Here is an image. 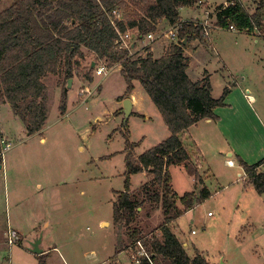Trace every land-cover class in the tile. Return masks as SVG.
Wrapping results in <instances>:
<instances>
[{
  "label": "rangeland",
  "instance_id": "374dc122",
  "mask_svg": "<svg viewBox=\"0 0 264 264\" xmlns=\"http://www.w3.org/2000/svg\"><path fill=\"white\" fill-rule=\"evenodd\" d=\"M10 2L0 0V13ZM239 2L249 15L254 14L255 0ZM197 3L179 9V21L173 24L199 21L210 27L207 36L202 32L203 41L183 46L187 75L207 83L214 100L226 88L228 93L223 107L214 111L220 115L217 128L200 124L190 134L204 160L201 169L197 161L194 167L209 197L169 228L187 244L190 257L197 252L211 264H264V193L258 195L247 184L238 164V159L249 166L261 163L257 172L264 175V12L260 29L232 33L216 28L215 14H205L212 8ZM171 26L163 21L159 33ZM178 43L161 40L153 45L152 55L158 58ZM80 53L70 88L63 72L43 80L47 119L40 134L27 137L9 105L0 104V264H38L36 256L25 250L38 236L47 250L46 264L115 260L125 264L119 253L108 259L116 238L112 226L100 223H111L115 194L124 191L127 152L141 155L169 133L138 83L130 93L137 106L123 126L122 102L131 96L126 95L119 68L113 66L98 77L94 72L102 63L84 48ZM92 63H96L93 69ZM64 97L65 113L60 115ZM227 152L233 153L232 167L226 165L231 160ZM169 172L178 196L193 191L194 179L183 168L172 167ZM128 179L131 192L148 180L146 174ZM162 222L161 210L154 208L137 226L150 237L158 235L156 227ZM129 249L124 252L126 262Z\"/></svg>",
  "mask_w": 264,
  "mask_h": 264
},
{
  "label": "trees",
  "instance_id": "16d2710c",
  "mask_svg": "<svg viewBox=\"0 0 264 264\" xmlns=\"http://www.w3.org/2000/svg\"><path fill=\"white\" fill-rule=\"evenodd\" d=\"M10 1L9 7L0 13V104L7 103L24 125L27 136H32L43 130L47 119L43 80L61 72L65 79L72 78L73 66H79L76 58H82V48L105 68L118 66L126 84V95L138 83L160 114L169 135L139 156L127 152L124 191L116 193L112 202L113 226L124 233L125 249L134 248L140 242L154 264H210L197 252L190 257L169 227L209 197L180 135L200 121L216 120L214 110L223 107L228 89L220 99L214 100L207 83L193 82L188 77L183 41L188 44L203 41L202 29L191 23L180 24L179 43L171 44L158 58H153L149 49L144 55L129 57L127 50L116 47L118 33L130 30L140 40L156 33L163 21L169 25L178 22L179 9L193 5L196 0ZM255 2L253 15L240 3L217 13V26L226 30L232 25L249 34L260 29L264 0ZM114 10L123 13L120 20H115V27L110 23ZM65 108L64 97L58 108L60 115L65 113ZM130 148L127 146V150ZM238 163L247 184L258 195L263 194L264 175L257 172L261 163L254 166L240 160ZM171 167H181L193 177L195 191L178 197L171 187ZM143 173L148 180L130 192L128 177ZM139 208L147 213L154 208L161 210L163 223L157 229L158 235L143 236L137 226ZM36 258L38 264H46L45 255Z\"/></svg>",
  "mask_w": 264,
  "mask_h": 264
},
{
  "label": "built area",
  "instance_id": "2783aa9c",
  "mask_svg": "<svg viewBox=\"0 0 264 264\" xmlns=\"http://www.w3.org/2000/svg\"><path fill=\"white\" fill-rule=\"evenodd\" d=\"M197 5L199 7L204 6L206 9L212 8L211 11L206 10L205 14L206 17L209 15L208 13L213 12L215 14V27L220 29L219 26H217V20H216V14L224 11L225 9L232 8L236 3H240L239 0H197ZM213 1H219V3H213ZM113 18H111V25L115 27V20H120L121 14L118 10H114L112 12ZM191 23L194 27H199L202 29V32L204 33V36L208 35V29L210 28L208 25L203 24L199 21H191L188 22ZM180 24L172 25L165 33H153L143 36L140 40H137L135 37L133 31H126L125 33H118L117 34V40H116V47L119 50H127L128 56L133 57V55L140 56L144 55L146 49H151L152 45L161 41V40H170L171 42L178 41V31L180 29ZM183 24V23H182ZM226 31L236 33V32H246L247 31H238L234 26L230 25L227 27ZM107 68H105L104 64H101V66L96 67L95 69V75L100 77L104 74ZM110 69V68H109ZM230 164V163H229ZM245 176V175H244ZM208 216H211L210 214ZM193 233V232H192ZM11 244V242H10ZM130 258L129 263L130 264H154L151 260L150 255L147 253V251L144 249L142 244L140 242L136 243V246L134 248H130ZM105 264V263H104ZM108 264H120L118 260H115L113 262H110Z\"/></svg>",
  "mask_w": 264,
  "mask_h": 264
},
{
  "label": "crops",
  "instance_id": "0c3cea01",
  "mask_svg": "<svg viewBox=\"0 0 264 264\" xmlns=\"http://www.w3.org/2000/svg\"><path fill=\"white\" fill-rule=\"evenodd\" d=\"M213 3H216V2H213ZM158 29V28H157ZM159 32V30H157V33ZM164 41V40H163ZM158 43V42H157ZM156 44V43H155ZM155 44H153V45H155ZM153 45H152V47H153ZM151 47V49H150V51H151V53L153 52V48ZM163 54V53H162ZM153 58H156V57H154L153 56ZM118 67V66H117ZM95 68V67H94ZM119 68V67H118ZM120 70V69H119ZM188 70V69H187ZM193 82H195V81H193ZM198 82V81H197ZM144 92V91H143ZM245 94H248V92L246 91L245 92ZM131 96V95H130ZM147 96V95H146ZM130 101H131V105H132V109H134L136 106H137V99H136V97L135 96H131L130 98H128ZM149 99V98H148ZM221 108V107H220ZM132 109H131V111H132ZM218 109V108H217ZM215 111V110H214ZM14 116V115H13ZM215 117H216V120H218L217 122H216V120H203V121H200V122H198V124H196V126H193V127H191V128H189L186 132H184V133H182L181 135H180V138H181V141H182V144H183V147L185 148V150L187 151V153L189 154V156H190V158H191V160H192V162L193 163H195L196 161H197V163H198V167L197 168H199V169H201V161H203L204 162V160H203V158H202V156H201V152L198 150V148H196V147H198V145L193 141V138H191L190 137V134H191V132L193 131V130H196L198 127H199V125L200 124H202V125H204L205 127H209V130H214V129H216L217 128V126H218V124H219V118H220V115H219V113H216L215 112ZM17 118V117H16ZM18 119V118H17ZM19 120V119H18ZM123 124H124V122H123ZM41 133V132H40ZM40 133H37V134H40ZM27 135V134H26ZM27 137H30V136H27ZM139 156V155H138ZM227 156L229 157V158H231V160H227L226 161V165L227 166H229V167H232L233 166V164H234V161L232 160V157H233V153H230V152H227ZM237 159H238V157H237ZM238 160H241V159H238ZM195 161V162H194ZM243 162V161H242ZM230 163V164H229ZM239 164V163H238ZM249 166V165H248ZM241 167V166H240ZM1 168H2V166H1ZM172 168V167H171ZM170 168V169H171ZM145 175V173H143V176ZM243 175H244V173H243ZM144 183V182H143ZM142 183V184H143ZM193 191H195V186H194V189H193ZM131 192V191H130ZM192 192V191H191ZM178 196V195H177ZM178 197H181V196H178ZM137 211L139 212V214H138V221L137 222H140V221H143V218L145 217V218H149L150 217V213L148 212H146V210H144V211H142L140 208L139 209H137ZM190 211V210H189ZM210 213H208L207 214V216L209 215ZM139 216H140V221H139ZM210 217V216H209ZM107 224L108 225V227L109 226H112V229H113V233H114V236H115V238H116V242L114 243V254L111 256V257H109L108 259H111L112 257H114V256H116V250L117 249H119V248H122V251L117 255L118 256V258L120 259V260H124V263L126 264H130L129 262H126L125 261V255H124V252L126 251V249H125V246H127V241H126V237H125V235H124V233L120 230V229H117V228H115L114 226H113V222H112V218H111V223L110 222H101L100 223V225H101V227H103L102 225L103 224ZM163 223V222H162ZM141 227L143 226V224H139ZM162 225V224H161ZM160 225V226H161ZM47 226V225H46ZM159 226H157L156 228H158ZM154 230V229H153ZM152 232V231H151ZM191 234H192V232H191ZM175 235V234H174ZM145 237H147V235L145 234L144 235ZM176 236V235H175ZM39 237V236H38ZM177 237V236H176ZM178 238V240L180 241V239H179V237H177ZM181 242V241H180ZM10 243V242H9ZM27 243V242H26ZM183 247H187V244L186 243H183ZM40 248L43 250V254L42 255H47L46 253H47V250H45V248L42 246V239H41V244H40ZM188 249V248H187ZM187 249H185V250H187ZM25 250L27 251V252H29L28 251V248H26L25 247ZM54 250V249H53ZM196 250V249H195ZM40 256V255H39ZM37 257V256H36ZM47 257V256H46ZM124 258V259H123ZM107 259V260H108ZM106 260V261H107ZM120 262V261H119ZM105 263V262H104ZM104 263H102V264H104ZM211 264V263H210Z\"/></svg>",
  "mask_w": 264,
  "mask_h": 264
},
{
  "label": "water",
  "instance_id": "95a60500",
  "mask_svg": "<svg viewBox=\"0 0 264 264\" xmlns=\"http://www.w3.org/2000/svg\"><path fill=\"white\" fill-rule=\"evenodd\" d=\"M183 44L186 45V41L185 40H184ZM94 66H95V64L92 63L91 64V69H93ZM71 83H72V80L69 79L67 81V88L71 87ZM67 88L64 90V94L67 93ZM131 109H132L131 101L129 99H125L122 102V113H123V117H124V123H126L127 119L131 115ZM40 244H41V236H39L33 242L28 243V246H29L28 251L31 254L35 255V256L42 255L43 254V250L40 248Z\"/></svg>",
  "mask_w": 264,
  "mask_h": 264
}]
</instances>
